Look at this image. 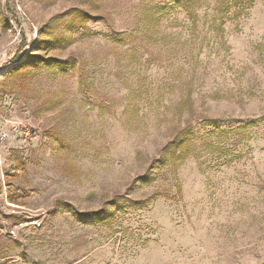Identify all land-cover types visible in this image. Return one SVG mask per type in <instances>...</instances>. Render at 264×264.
<instances>
[{"label": "rangeland", "instance_id": "374dc122", "mask_svg": "<svg viewBox=\"0 0 264 264\" xmlns=\"http://www.w3.org/2000/svg\"><path fill=\"white\" fill-rule=\"evenodd\" d=\"M185 1L0 0V264H264V0Z\"/></svg>", "mask_w": 264, "mask_h": 264}, {"label": "trees", "instance_id": "16d2710c", "mask_svg": "<svg viewBox=\"0 0 264 264\" xmlns=\"http://www.w3.org/2000/svg\"><path fill=\"white\" fill-rule=\"evenodd\" d=\"M179 3V0H176ZM254 0H215L214 2H209L206 4L204 14L213 13L212 24L218 19L224 21V17H227L229 14L233 16H228L227 18L236 17L238 15L244 14L247 12L250 6L253 5ZM205 4V3H204ZM185 8L190 14H195L193 11L195 8L193 6L192 0H186L184 2ZM202 6V4L200 5ZM217 29L220 27L216 26ZM31 48L29 52H32ZM35 57L32 54H25L23 56L19 55L14 60L12 65L8 67L7 70L13 71L23 68L26 64L33 62ZM209 123L215 124L216 120L207 119ZM215 128V127H214ZM195 128L192 124H187L183 127H174L170 133L169 140L164 144V146L159 151V156L156 161L159 164L160 172L165 171V165L174 170L177 165L183 162L188 157L194 156L196 153V140L199 136L195 133ZM224 149V148H223ZM222 156V153H220ZM225 159L227 154L223 155ZM180 191L178 190V194ZM109 216H104L100 218V222H105L109 220Z\"/></svg>", "mask_w": 264, "mask_h": 264}, {"label": "built area", "instance_id": "2783aa9c", "mask_svg": "<svg viewBox=\"0 0 264 264\" xmlns=\"http://www.w3.org/2000/svg\"><path fill=\"white\" fill-rule=\"evenodd\" d=\"M17 133H23L29 137L33 136V138L36 136L34 131L30 130V128L26 127L21 122H13L7 129L0 130V145Z\"/></svg>", "mask_w": 264, "mask_h": 264}]
</instances>
